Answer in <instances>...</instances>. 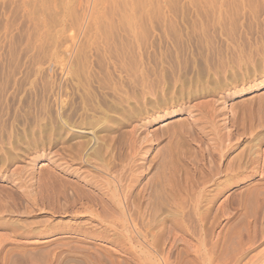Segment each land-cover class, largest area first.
Masks as SVG:
<instances>
[{"label": "rangeland", "instance_id": "obj_1", "mask_svg": "<svg viewBox=\"0 0 264 264\" xmlns=\"http://www.w3.org/2000/svg\"><path fill=\"white\" fill-rule=\"evenodd\" d=\"M81 142L108 146L90 163L122 197L81 180ZM80 199L126 208L163 264L249 232L264 246V0H0V264H82L72 239L142 264L121 219L75 216Z\"/></svg>", "mask_w": 264, "mask_h": 264}, {"label": "bare ground", "instance_id": "obj_2", "mask_svg": "<svg viewBox=\"0 0 264 264\" xmlns=\"http://www.w3.org/2000/svg\"><path fill=\"white\" fill-rule=\"evenodd\" d=\"M134 62V61H133ZM55 87V86H54ZM60 87V86H59ZM61 88V87H60ZM53 92V91H52ZM60 93V92H59ZM62 93V92H61ZM62 99V98H61ZM65 101V100H64ZM57 102V101H56ZM61 103V102H60ZM66 108V107H65ZM62 109V108H61ZM64 109V108H63ZM65 110V109H64ZM94 110V109H93ZM92 111V110H91ZM73 114V113H72ZM89 114V113H88ZM59 115V114H58ZM66 115H68V114H66ZM61 117H62V115H60ZM59 116V117H60ZM71 116V115H70ZM90 116V115H89ZM64 117V116H63ZM164 118L163 119H166V117L165 116H163ZM61 120H63V118H60ZM70 119V118H69ZM68 119V120H69ZM97 119V118H96ZM99 119V118H98ZM81 120V119H80ZM161 120H162V117H161ZM65 121V120H64ZM99 121V120H98ZM98 121H96V122H98ZM91 122V121H90ZM54 123V122H53ZM56 123V122H55ZM61 123V122H60ZM71 123V122H70ZM73 123V122H72ZM79 123V122H78ZM57 124V123H56ZM69 124V121L67 122V121H65V123L63 122V124H60L61 126H64V127H66V125H68ZM76 124V123H75ZM84 124V123H83ZM89 124V123H88ZM106 124V123H105ZM58 125V124H57ZM57 125H55V127L57 126ZM82 125V124H81ZM113 125V124H112ZM70 126V125H69ZM105 126V125H104ZM51 127H54L53 125L51 126ZM60 127V126H59ZM72 127V126H71ZM70 127V129H72ZM61 128V127H60ZM58 129V128H57ZM66 129V128H65ZM52 130V129H51ZM61 130V129H60ZM89 130V129H88ZM74 131V130H73ZM66 134V133H65ZM78 134V133H77ZM100 134V133H99ZM96 137H98L97 135H95ZM104 137V136H103ZM105 137H106V135H105ZM107 139V138H106ZM110 139V138H109ZM112 139V138H111ZM116 139V138H115ZM58 140V139H57ZM78 140V139H77ZM113 140V139H112ZM55 141V140H54ZM136 141V140H135ZM69 143V142H68ZM72 143V142H71ZM76 143V142H75ZM99 143V142H98ZM105 144V143H104ZM103 143H99L98 144V146L97 147H94V149H93V151H91L90 153L88 152L89 151V149H88V146L85 144V143H83V142H81L79 145H75L76 147H73L72 149L73 150H71V151H74V150H76L77 152H76V156L75 155H73V156H75V158L77 157V159L78 160H80L79 162H81V163H84V164H86V163H89L90 165H93L92 166V168L90 169L89 168V170H81V167H79V169H80V174H81V180H83V181H85L86 183H88L89 185H95L97 188H98V186H99V188L101 189H103V190H107V192H108V190H109V192L112 190L113 191V193H112V195H111V192L109 193H107V195L108 194H110V198H112V196L114 195H116L117 194V196L118 195H120V192L121 191H123L121 188V184H123L122 183V180L123 179H121L120 178V175L118 176L119 177V179H116L115 181L114 180H109L110 178H112V177H109V175L110 176H112V169L110 168V167H108L107 166V164L106 165H104V166H101V167H99L98 165H95V164H92V163H90V162H93V160L95 159V162L98 160V161H100L99 160V158L100 157H102V156H104L103 154V151H104V148H105V145H104ZM71 145H73V144H71ZM67 146V145H66ZM74 146V145H73ZM108 147V146H107ZM106 147V148H107ZM76 148V149H75ZM105 148V149H106ZM55 150V149H54ZM69 150V149H68ZM113 150V149H112ZM108 151V150H107ZM55 152V151H54ZM105 152V151H104ZM65 154V153H64ZM71 154V153H70ZM73 154V153H72ZM74 154H75V151H74ZM106 154H107V152H106ZM68 155H69V153H68ZM62 156V155H61ZM137 156V155H136ZM60 157V156H59ZM105 157V156H104ZM52 158V157H51ZM72 158H74V157H72ZM59 159V158H58ZM97 159V160H96ZM127 159V158H126ZM53 160H55L54 158H53ZM71 160H73V159H71ZM74 160H76V159H74ZM131 160V159H130ZM51 161V160H50ZM77 161V160H76ZM97 161V162H98ZM102 161V160H101ZM69 161H67V163H68ZM118 162V161H117ZM120 162V161H119ZM59 163V162H58ZM65 163V162H64ZM67 163H65V164H67ZM94 163V162H93ZM99 163V162H98ZM97 163V164H98ZM101 163V162H100ZM55 164H56V162H55ZM60 164H61V162H60ZM65 164L63 165L64 166V168H71V166H72V164L71 163H68L66 166H65ZM102 164V163H101ZM79 165V164H78ZM116 165V164H115ZM133 165V164H132ZM55 167V166H54ZM73 167V166H72ZM88 168V167H87ZM79 169H78V171H79ZM83 169V168H82ZM94 169H96L97 171V175H96V173L94 174L92 171H94ZM127 169V168H126ZM98 171L100 172V173H98ZM70 172V171H69ZM72 172V171H71ZM95 172V171H94ZM52 173V172H51ZM93 174V175H92ZM121 174V173H120ZM53 175V174H52ZM106 175H108V178L106 177ZM116 175V174H115ZM114 175V176H115ZM92 176V177H91ZM122 176V175H121ZM116 177V176H115ZM107 178V179H106ZM114 178V177H113ZM79 179V178H78ZM106 179V180H105ZM115 179V178H114ZM107 180H109L110 182H105V181H107ZM105 183H108V185H106ZM114 183V186H112L111 187V184H113ZM131 184V183H130ZM129 184V185H130ZM124 185V184H123ZM53 186V185H52ZM55 186V185H54ZM110 186V187H109ZM77 187V186H76ZM104 187H106V189L104 188ZM125 187V186H124ZM78 188V187H77ZM77 188H74V190L75 189H77ZM81 188V187H80ZM79 188V189H80ZM129 188V187H128ZM78 189V190H79ZM82 189V188H81ZM99 189V190H100ZM101 189V190H102ZM119 189H121V191L119 192H117L116 193V191L117 190H119ZM124 189V188H123ZM133 189V188H132ZM100 190V191H101ZM72 191H73V189H72ZM81 191H83V190H81ZM80 191V192H81ZM75 192H76V190H75ZM125 192V191H124ZM77 193V195H78V193L79 192H76ZM102 193H103V191H102ZM104 193H105V191H104ZM127 193V192H126ZM124 194V193H123ZM106 195V194H105ZM126 196V195H125ZM130 196V195H129ZM74 197V196H73ZM80 197H82V196H80ZM107 197V196H106ZM118 197H122V194L120 195V196H118ZM128 198V197H127ZM132 198V197H131ZM251 198V197H250ZM84 199V198H83ZM83 199H80V201H79V203H80V207H78L77 209H75L74 210V213L73 214H75V216L76 215H91V217H93L92 218V220L93 219H96V220H98L99 221V223L101 222V223H107L106 225L107 226H109L110 227V225H116L117 223H119L120 222V219H121V222L120 223H122L123 225V227H122V229L124 228V231H125V233H124V236L126 235V239L129 241V242H131V244L132 243H134V245L136 246V249H137V252H140V259H142V264L144 263L143 262V260H148V262H150V263H146V264H163V263H161L160 262V258H164V254H163V252H162V247H161V243L159 242L160 240L158 239V237L160 236V235H157V234H154V233H150L152 236L151 237H149L150 236V234H149V236H146V234H147V232L145 233V235H144V237H142V235L144 234H140V233H142V232H136V231H134L135 229H134V227L135 226H133L134 224H135V220L132 218V216H130L129 214H128V212H127V210H126V208H123L121 211H122V213L120 212V215L118 216V219L115 217H113V215H111L110 213H111V210H109V212H108V210H107V207H106V209L103 207V212L101 211V210H99L98 208H97V204H96V201L94 202V200H93V202L91 201V200H89V201H87L86 199V202L85 201H83ZM116 199H118V198H116ZM122 198H119L118 200V202H117V200L114 202V204L117 202L118 203V205L119 204H121V203H119V202H122V200H121ZM125 199V198H124ZM249 199V198H248ZM82 200V201H81ZM113 200V199H112ZM251 201H249L248 200V202H250V204L252 203V199H250ZM76 201V200H75ZM73 202H74V200H73ZM78 202V201H77ZM77 202H74V204H77ZM102 202H105V201H103L102 200ZM102 202H101V204H102ZM107 202V201H106ZM72 203V202H71ZM111 203H113V202H111ZM74 204H73V206H74ZM67 205V204H66ZM79 205V204H78ZM123 205V204H122ZM128 205V204H127ZM126 205V206H127ZM71 206V205H70ZM76 206V205H75ZM74 206V207H75ZM68 207V206H67ZM110 207V206H109ZM108 207V208H109ZM122 207V206H121ZM136 207V206H135ZM76 208V207H75ZM112 208V207H111ZM111 208H109V209H111ZM63 209V208H62ZM104 209L105 210H107L106 212V214H105V211H104ZM114 209V208H113ZM119 209V208H118ZM72 211V210H71ZM68 212V211H67ZM73 212V211H72ZM58 213V212H57ZM66 216V215H65ZM115 216V215H114ZM121 216V218H119ZM115 219H117V221H119V222H117ZM110 224V225H109ZM103 225H105V224H103ZM131 225H132V229H131ZM137 225V224H136ZM138 226V225H137ZM89 227V226H88ZM111 227H113V226H111ZM128 227H130V228H128ZM101 228V227H100ZM99 228V229H100ZM263 229L261 230V234H262V237H263V239H264V227H262ZM102 229V228H101ZM114 229V228H113ZM142 229V228H141ZM117 230V229H116ZM249 230H250V228H249ZM248 230V231H249ZM123 231V232H124ZM137 231H139V230H137ZM148 231V230H147ZM164 231V230H163ZM251 231V230H250ZM155 232V231H154ZM166 232V231H165ZM158 233V232H157ZM162 233V232H161ZM206 233V232H205ZM252 233V232H251ZM250 232L248 233V236H247V238L245 237H241V239L237 242V243H235L234 241L231 243V245H229V246H227L228 245V243H227V245H226V247H224L223 245L221 246V247H219V245L218 244H212L213 246L211 247V249H209L210 251L208 252V253H206L205 255H203L201 258H202V261L204 262L203 264H264V246H257V245H255V239H256V236H257V234H256V236H255V234H251ZM71 235H73V236H71V237H77V236H79V237H83V239H84V237H88V238H96V237H98V233L96 232V230L95 231H93V230H88V229H78V230H76L75 229V231L73 232V234H71ZM119 236V235H118ZM100 237V236H99ZM161 237V236H160ZM56 238H59V237H56ZM56 238H54V239H56ZM122 238H124V237H122ZM102 239V238H101ZM110 239V238H109ZM112 239V238H111ZM125 239V238H124ZM53 240V239H52ZM73 241H71L70 240V242H69V246H70V250H72L73 252H74V254H77V257L79 256V257H81V259L83 260V261H81V262H83L82 264H116V263H118V262H116V260L113 258V256H112V254L109 252V251H105V250H103V248H99L98 246H96V247H94L93 245H92V242L90 243L89 241V243L88 242H82V240L81 241H79L78 239L77 240H75L74 241V239H72ZM87 240V239H86ZM50 241H51V239H50ZM111 241V240H110ZM109 241V242H110ZM113 241H115V240H113ZM123 241V240H122ZM201 241V240H200ZM226 241V240H225ZM261 241V240H260ZM38 242V241H37ZM41 242V241H40ZM45 242V241H44ZM46 242H47V240H46ZM48 242H49V240H48ZM47 242V243H48ZM58 242V241H57ZM116 242V241H115ZM223 242V241H222ZM227 242V241H226ZM225 242V243H226ZM231 242V241H230ZM64 243V242H63ZM66 243H68V241L66 242ZM164 243V242H163ZM166 243V242H165ZM37 244V243H36ZM130 244V243H129ZM130 244V245H131ZM103 245V244H102ZM101 245V246H102ZM63 246V245H62ZM68 246V247H69ZM127 246V245H126ZM203 246V245H202ZM230 246H232V247H230ZM60 247V246H59ZM32 248V247H31ZM39 248V247H38ZM42 248V247H41ZM65 248V247H64ZM132 248V247H131ZM221 248V249H220ZM230 248H233V250H230L229 251V249ZM34 249V248H33ZM44 249V248H43ZM218 249H220L219 250V252L217 251ZM20 250V249H19ZM35 250V249H34ZM38 250V249H37ZM166 250V249H165ZM22 251V250H21ZM25 251H27L26 252V254L25 255H23V256H20V257H17V261H16V263L17 264H20V263H22V264H25V263H27V260L29 259V257L31 258V256L32 255H34L33 256V258H35V257H37L38 256V258L40 257L41 259H43V258H45V255H46V253H47V251L45 252V251H43L42 249L40 250L39 249V251L38 252H29L28 250H25ZM136 251V250H135ZM205 251V250H204ZM231 251H233V252H231ZM133 252V251H132ZM229 252H230V254L231 255H229ZM49 253H51L50 251H49ZM49 253H47V255H49ZM53 254V253H52ZM46 255V256H47ZM139 255V254H138ZM167 255V254H166ZM15 256V255H14ZM137 256V255H136ZM9 257V256H8ZM78 257V258H79ZM160 257V258H159ZM32 258V259H33ZM137 258H139V256L137 257ZM46 259H48V258H46ZM71 259V258H70ZM69 259V260H70ZM77 259V258H76ZM80 259V260H81ZM117 259V258H116ZM33 260H35V259H33ZM45 260V259H44ZM50 260V259H49ZM54 260V259H53ZM68 260V259H67ZM75 260V259H74ZM73 260V261H74ZM169 260V259H168ZM167 260V258L166 259H163V261H164V264H168V261ZM199 260V259H198ZM76 261V260H75ZM43 262V261H42ZM45 262H47L46 264H48V260L47 261H45ZM52 262V261H51ZM71 262H72V260H71ZM79 262V261H78ZM141 262V261H140ZM172 262V261H171ZM38 263V262H37ZM80 263V262H79ZM197 263V262H196ZM45 264V263H44ZM63 264V263H62ZM81 264V263H80ZM194 264V263H193ZM198 264H199V262H198ZM201 264H202V262H201Z\"/></svg>", "mask_w": 264, "mask_h": 264}]
</instances>
